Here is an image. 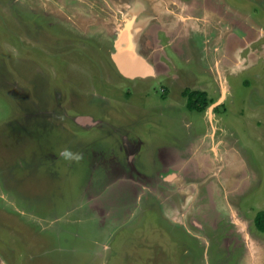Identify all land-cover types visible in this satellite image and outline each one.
Here are the masks:
<instances>
[{"label": "rangeland", "instance_id": "rangeland-1", "mask_svg": "<svg viewBox=\"0 0 264 264\" xmlns=\"http://www.w3.org/2000/svg\"><path fill=\"white\" fill-rule=\"evenodd\" d=\"M260 212L264 0H0V264H264Z\"/></svg>", "mask_w": 264, "mask_h": 264}, {"label": "trees", "instance_id": "trees-1", "mask_svg": "<svg viewBox=\"0 0 264 264\" xmlns=\"http://www.w3.org/2000/svg\"><path fill=\"white\" fill-rule=\"evenodd\" d=\"M183 96L186 99V108L189 112H201L209 104L204 93L193 92L186 89L183 92ZM254 225L257 231L264 233V212H260L256 215Z\"/></svg>", "mask_w": 264, "mask_h": 264}, {"label": "clouds", "instance_id": "clouds-1", "mask_svg": "<svg viewBox=\"0 0 264 264\" xmlns=\"http://www.w3.org/2000/svg\"><path fill=\"white\" fill-rule=\"evenodd\" d=\"M63 155L66 157V158H71L72 157V154L70 153V152H68V151H65L64 153H63ZM78 158V157H77Z\"/></svg>", "mask_w": 264, "mask_h": 264}, {"label": "flooded vegetation", "instance_id": "flooded-vegetation-1", "mask_svg": "<svg viewBox=\"0 0 264 264\" xmlns=\"http://www.w3.org/2000/svg\"><path fill=\"white\" fill-rule=\"evenodd\" d=\"M201 93V92H200ZM185 109H187L186 107H185ZM197 113H199V112H197Z\"/></svg>", "mask_w": 264, "mask_h": 264}, {"label": "bare ground", "instance_id": "bare-ground-1", "mask_svg": "<svg viewBox=\"0 0 264 264\" xmlns=\"http://www.w3.org/2000/svg\"><path fill=\"white\" fill-rule=\"evenodd\" d=\"M132 15V14H131Z\"/></svg>", "mask_w": 264, "mask_h": 264}]
</instances>
